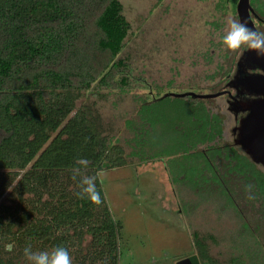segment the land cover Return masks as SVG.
<instances>
[{"label":"trees","instance_id":"1","mask_svg":"<svg viewBox=\"0 0 264 264\" xmlns=\"http://www.w3.org/2000/svg\"><path fill=\"white\" fill-rule=\"evenodd\" d=\"M249 2L264 33V0ZM129 29L121 0H0V264H28L29 245L33 251L63 246L72 264H119L120 223L99 173L126 158L93 105L76 109L96 85L146 90L137 109L138 155L155 144L150 131L158 127L164 156L196 158L187 172L179 161L180 178L217 188L241 214L237 198L245 199L264 221V173L226 140L213 98L153 95L151 83L120 57ZM223 72L224 79L231 75L230 68ZM80 157L90 161L85 175L97 176L99 206L75 195L69 169ZM194 237L198 260L212 264L204 238Z\"/></svg>","mask_w":264,"mask_h":264},{"label":"rangeland","instance_id":"2","mask_svg":"<svg viewBox=\"0 0 264 264\" xmlns=\"http://www.w3.org/2000/svg\"><path fill=\"white\" fill-rule=\"evenodd\" d=\"M121 2L130 29L120 57L151 83L153 95L218 92L235 74L244 48L227 51L220 42L229 22L238 20L233 0ZM228 68L231 75L224 79ZM145 91H110L96 85L76 101V109L94 106L109 139L126 158L123 166L99 173L109 210L120 223L119 264H177L197 256L194 234L204 238L212 264H264V221L245 199L237 198L246 219L217 188L180 178L179 161L187 172L196 158L164 156L158 127L150 129L155 144L147 143L143 155L137 154V109ZM210 107L222 115L225 138L232 141L235 122L224 97L211 99ZM256 168L264 173L261 165ZM175 176L179 177L174 180Z\"/></svg>","mask_w":264,"mask_h":264},{"label":"water","instance_id":"3","mask_svg":"<svg viewBox=\"0 0 264 264\" xmlns=\"http://www.w3.org/2000/svg\"><path fill=\"white\" fill-rule=\"evenodd\" d=\"M253 13L249 0H237L238 21L246 23L248 28L259 32L251 18ZM227 86L253 95L247 100L230 97L231 100L228 101L230 112L235 114L245 112L244 116L240 117L232 128V142L240 147L253 163L264 168V55L245 48L237 61L235 74L227 82ZM223 93L224 91L205 94L186 91L167 92L163 96L183 97L189 95L195 98H214ZM177 264L200 263L197 256L193 255L178 261Z\"/></svg>","mask_w":264,"mask_h":264},{"label":"clouds","instance_id":"4","mask_svg":"<svg viewBox=\"0 0 264 264\" xmlns=\"http://www.w3.org/2000/svg\"><path fill=\"white\" fill-rule=\"evenodd\" d=\"M221 45L227 51H236L242 48L254 50L264 55V33L256 32L247 27V24L232 19L221 38ZM90 161L87 158H77L74 166L69 169L73 181H77V199L87 200L94 206L103 203L100 192L97 190V176L85 175ZM23 255L28 264H72L69 250L63 246H56L51 250L33 251L29 245L24 248Z\"/></svg>","mask_w":264,"mask_h":264},{"label":"flooded vegetation","instance_id":"5","mask_svg":"<svg viewBox=\"0 0 264 264\" xmlns=\"http://www.w3.org/2000/svg\"><path fill=\"white\" fill-rule=\"evenodd\" d=\"M226 85V84H225ZM220 91H224V93L220 96H223L224 97V100H225V103H226V106H227V111L229 106H228V101H230V97H236L238 99H241V100H247L249 98H252L253 95H249L243 91H241L240 89H236V88H230L229 86H223L222 89ZM197 93V92H196ZM202 94H205V93H202ZM218 97V96H217ZM215 98V97H214ZM245 112H237L236 114L235 113H232V116H233V121L235 122V125L237 124V120L244 116ZM234 125V126H235ZM232 126V128L234 127ZM232 128H231V134H232Z\"/></svg>","mask_w":264,"mask_h":264}]
</instances>
